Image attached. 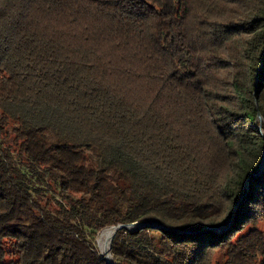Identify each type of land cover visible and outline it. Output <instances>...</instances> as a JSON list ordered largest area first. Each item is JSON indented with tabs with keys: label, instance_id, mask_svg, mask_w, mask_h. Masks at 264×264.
<instances>
[{
	"label": "trees",
	"instance_id": "16d2710c",
	"mask_svg": "<svg viewBox=\"0 0 264 264\" xmlns=\"http://www.w3.org/2000/svg\"><path fill=\"white\" fill-rule=\"evenodd\" d=\"M264 264V0H0V264Z\"/></svg>",
	"mask_w": 264,
	"mask_h": 264
},
{
	"label": "bare ground",
	"instance_id": "6f19581e",
	"mask_svg": "<svg viewBox=\"0 0 264 264\" xmlns=\"http://www.w3.org/2000/svg\"><path fill=\"white\" fill-rule=\"evenodd\" d=\"M114 234H115V230L109 228L107 230H104L101 233L100 238H99L101 251L105 255V257H108V258H110L109 251H110V247L112 244Z\"/></svg>",
	"mask_w": 264,
	"mask_h": 264
},
{
	"label": "water",
	"instance_id": "95a60500",
	"mask_svg": "<svg viewBox=\"0 0 264 264\" xmlns=\"http://www.w3.org/2000/svg\"><path fill=\"white\" fill-rule=\"evenodd\" d=\"M136 227H139L138 224H134V225H130V226H124V225H121L119 227H112L111 229H114L115 230V234L117 233L118 230L120 229H127L129 231H131L132 229L136 228ZM115 234H114V237H115ZM113 237V239H114ZM113 242V241H112ZM110 250H111V247H110ZM109 256L110 258L108 257H105V260L108 264H113L112 260H111V255H110V251H109Z\"/></svg>",
	"mask_w": 264,
	"mask_h": 264
},
{
	"label": "rangeland",
	"instance_id": "374dc122",
	"mask_svg": "<svg viewBox=\"0 0 264 264\" xmlns=\"http://www.w3.org/2000/svg\"><path fill=\"white\" fill-rule=\"evenodd\" d=\"M106 230H107V229H106ZM100 235H101V233L99 234L98 239H97V247H98L99 253H100L103 257H105V255L102 253L101 248H100V243H99Z\"/></svg>",
	"mask_w": 264,
	"mask_h": 264
}]
</instances>
